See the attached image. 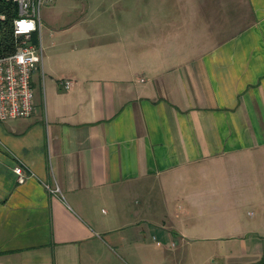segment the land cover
I'll use <instances>...</instances> for the list:
<instances>
[{
    "label": "crops",
    "instance_id": "obj_1",
    "mask_svg": "<svg viewBox=\"0 0 264 264\" xmlns=\"http://www.w3.org/2000/svg\"><path fill=\"white\" fill-rule=\"evenodd\" d=\"M44 19L35 110L0 121V264H138L155 237L264 264V0H47Z\"/></svg>",
    "mask_w": 264,
    "mask_h": 264
},
{
    "label": "built area",
    "instance_id": "obj_2",
    "mask_svg": "<svg viewBox=\"0 0 264 264\" xmlns=\"http://www.w3.org/2000/svg\"><path fill=\"white\" fill-rule=\"evenodd\" d=\"M45 1H5L16 5L17 15L12 21L15 51L0 55V121L30 117L35 110L33 74L42 61L43 50L34 35L41 26V8ZM5 18L6 14L1 13L0 19ZM60 84L69 89L72 82L61 80ZM14 172L19 183L26 181L23 164H16Z\"/></svg>",
    "mask_w": 264,
    "mask_h": 264
},
{
    "label": "rangeland",
    "instance_id": "obj_3",
    "mask_svg": "<svg viewBox=\"0 0 264 264\" xmlns=\"http://www.w3.org/2000/svg\"><path fill=\"white\" fill-rule=\"evenodd\" d=\"M156 4L157 5L159 4V0L157 1L155 0V8H156ZM45 5H46V1L44 2L41 8V21L43 25L46 22L44 19ZM78 9L81 10V6ZM160 29L161 28H157L158 31L155 29V35L157 38L161 36L159 33ZM39 33L40 31L36 33L35 35L36 38L37 36H39ZM163 45L164 44L157 45L156 49L152 51L153 52V55L151 56L152 58H154L155 60L157 59L162 60V57L165 58L164 57L165 51L158 50L159 48L163 47ZM139 52L142 54L143 52L142 47L140 48ZM171 52H174V50L171 49ZM194 53L195 51H189L187 55L188 56L189 54L193 55ZM175 54H177L176 51H175ZM169 55H174V53H171ZM39 86H40V83L39 82L36 83V87L39 88ZM222 181L227 182L221 178L220 179L221 185L224 183ZM209 185L210 183H207L204 185V187L207 188ZM218 187L219 189L224 188L222 186H218ZM229 195L231 198V194ZM213 200L215 201V198ZM226 201L227 199L225 198L224 202ZM211 202L212 201H207L204 209H200L202 211V223L210 222V219L211 217L213 218L214 213H217L216 209H214V206L211 207ZM235 203L236 204H246L247 201H245L244 199L237 198L235 200ZM221 207H222V203L220 202L219 208ZM239 213L241 214V217L243 218L247 217V206L242 207V210L240 209ZM222 214L223 212L221 211L220 218H222ZM200 222H201V219H200ZM210 233L211 232H209V234ZM201 236H204V235H201ZM158 241L160 242V244L157 243ZM173 242H175V244L172 245V242L165 241L160 237H157V238L155 237L150 243H147V245L149 244L148 248H143V250H141L140 259L138 261V264H207V263L214 264L212 257L214 256V252H215L216 240L201 239V238H196L194 240L190 238L189 239L185 238L183 240L179 238V239H175V241Z\"/></svg>",
    "mask_w": 264,
    "mask_h": 264
},
{
    "label": "trees",
    "instance_id": "obj_4",
    "mask_svg": "<svg viewBox=\"0 0 264 264\" xmlns=\"http://www.w3.org/2000/svg\"><path fill=\"white\" fill-rule=\"evenodd\" d=\"M5 1L3 0L2 4H0V14H6L4 20L0 19V55L11 54L15 51L12 21L17 15V7L14 3Z\"/></svg>",
    "mask_w": 264,
    "mask_h": 264
}]
</instances>
